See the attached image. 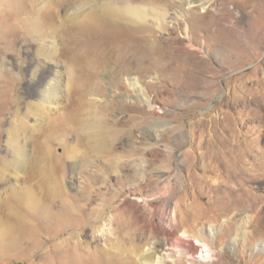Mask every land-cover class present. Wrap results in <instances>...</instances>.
<instances>
[{"label":"rangeland","instance_id":"rangeland-1","mask_svg":"<svg viewBox=\"0 0 264 264\" xmlns=\"http://www.w3.org/2000/svg\"><path fill=\"white\" fill-rule=\"evenodd\" d=\"M68 1L21 0L20 8L16 0H0V264H27L2 253L3 239L48 191L88 189L96 196L92 207L111 205L100 221L86 220L87 227L79 223L63 235L79 237L83 228L105 238L113 207L146 204L159 188L176 191L163 224L178 223V235L212 248L208 260L175 254L162 264H264V0H201L204 8L194 9L182 4L176 20H165L160 30L150 25L151 39L168 42L163 59L154 53L141 72L99 69L94 88L81 97L83 117L96 113L100 130L111 133L98 147L86 139V129L66 121L67 105L79 97L71 79L80 73L72 56L82 21ZM221 7L246 30L239 47L210 27L212 17L225 15ZM233 20L218 23L227 29ZM193 51L206 58L203 64H191ZM133 82L150 96L149 106L137 103ZM50 94L57 103H46ZM36 103L45 113H33ZM11 131L22 153L14 152ZM159 239L166 242L163 234Z\"/></svg>","mask_w":264,"mask_h":264},{"label":"bare ground","instance_id":"bare-ground-1","mask_svg":"<svg viewBox=\"0 0 264 264\" xmlns=\"http://www.w3.org/2000/svg\"><path fill=\"white\" fill-rule=\"evenodd\" d=\"M16 1L21 8V0ZM68 2V10L74 17H82V21L74 35L75 46L72 56V62L74 61V66H78L80 73L71 79L79 97L74 103L67 105L72 112H69L70 116L66 121L73 124L76 129H86L84 131L86 139L94 147L100 146L103 137L111 133L106 131L103 133L100 130L95 112L89 118L83 117L85 109L81 97L94 88L91 79L95 77L99 69L107 65H114L125 71L133 67L139 72L143 71L145 64L151 63L153 55H159L165 51H163L165 47L169 46L168 42L163 41L160 36L150 38L155 35L150 25L160 30L165 20L174 21L178 16L183 15L182 4L191 5L194 9L199 6L204 8V3L201 0H69ZM171 6L173 10L169 12ZM223 10L225 15L217 19L211 18L210 27L221 31L220 36L224 39V43L230 45L235 43L239 47L241 46L239 40L244 37V34L246 35V30L241 31L237 23L239 18L232 15L228 8L221 7L219 12ZM204 17L205 14L201 15L200 21ZM230 17L234 20L226 27L227 29H221L218 22L223 18L230 20ZM125 23H136L138 26L129 28ZM238 29L241 31V36L235 38L233 33ZM243 45L246 46V44ZM180 49L181 47L177 48L178 51ZM194 54L191 56V64H193L192 61L199 65L203 64L206 58ZM159 57L162 58L161 55ZM137 84L138 82L134 83L136 86L134 96L137 103L143 102L149 106L150 96L141 85ZM47 102L57 103L55 95L50 94ZM39 104L34 108L33 113L40 112L41 115L45 111ZM29 110L32 109L28 108L27 111ZM19 127L26 131L24 123H20ZM13 133L11 131V136ZM11 144L16 154L22 153V149L18 147L16 135L12 136ZM92 192L88 189L71 193L64 189L48 191V198L38 201L39 203L35 205L36 207L34 206L33 212L28 213V216L23 214L19 223H16L17 227L15 226L16 228L3 239L4 252L2 253L23 258L27 264H162L163 258L175 254L185 256L189 262L195 259L208 260L212 257V248L208 243L200 238H196V242L193 243L188 239V235H178V223H172L169 226L163 224L165 216L168 215L167 200L175 196L176 191L163 193L159 188L158 193L146 204L127 201L128 208L125 207L124 202L113 207L112 216L109 219L113 225L111 235L105 238L102 236L99 238L93 233L89 234L83 229L87 227L83 224L84 221L91 220L93 223L100 221L111 206L107 205L99 209L92 207L96 197ZM81 200H84L85 207L79 204ZM74 207H79L80 212H76ZM171 219H176L175 214ZM79 223L83 227L79 237L63 236L71 232ZM159 234L166 236V242L159 239ZM62 236L59 242L53 244L47 242V237L57 239ZM158 247L165 249V253L158 252ZM157 253L161 255L156 257ZM196 253L198 255H195Z\"/></svg>","mask_w":264,"mask_h":264}]
</instances>
